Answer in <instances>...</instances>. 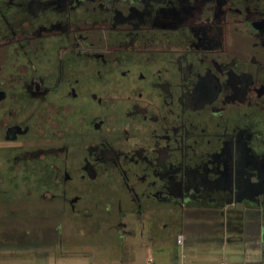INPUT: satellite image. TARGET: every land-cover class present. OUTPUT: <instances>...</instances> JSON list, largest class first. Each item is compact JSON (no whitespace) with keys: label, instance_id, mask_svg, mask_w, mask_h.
<instances>
[{"label":"flooded vegetation","instance_id":"1","mask_svg":"<svg viewBox=\"0 0 264 264\" xmlns=\"http://www.w3.org/2000/svg\"><path fill=\"white\" fill-rule=\"evenodd\" d=\"M56 211L263 237L264 0H0V222Z\"/></svg>","mask_w":264,"mask_h":264},{"label":"rangeland","instance_id":"2","mask_svg":"<svg viewBox=\"0 0 264 264\" xmlns=\"http://www.w3.org/2000/svg\"><path fill=\"white\" fill-rule=\"evenodd\" d=\"M96 230L99 233L101 228L96 227ZM181 236L183 237L182 244H184L181 245L183 248H186H184L183 251V248L181 247L182 253H185L186 250L189 252L191 250L198 255L210 251L212 254L210 257L203 258L199 256L198 261L201 263L210 261L208 264H218L222 259L236 264L252 262V256H249V252L240 244L233 245L227 242L223 247L219 245L218 249L214 248V246L202 248L192 245L195 248L192 249L185 246L184 235ZM101 243L102 242H100V245H96L85 240L78 242L72 241L63 244L62 247H54L55 244L39 245L38 243H35L33 245V243H23L24 247L19 248L18 250L14 249L16 247L1 250L0 264H126L128 262L135 263V260L141 253L147 252L146 250L135 252L133 249L129 251L126 248H123L122 250L115 245L110 246L109 244ZM32 246H36V248ZM157 249L153 250L154 254L158 253ZM197 249H199V251ZM216 256L219 257L216 263L214 262V258L212 260L208 259ZM188 263L192 264L190 259L186 262V264Z\"/></svg>","mask_w":264,"mask_h":264},{"label":"trees","instance_id":"3","mask_svg":"<svg viewBox=\"0 0 264 264\" xmlns=\"http://www.w3.org/2000/svg\"><path fill=\"white\" fill-rule=\"evenodd\" d=\"M33 209L36 210V205H33ZM58 214V211L51 213L54 216L49 221L37 220L34 217L32 221L22 219L0 222V245L6 244L9 248H23V243H33V245L38 243L39 245L55 244L54 247H62L63 244L68 242L85 240L96 245H100V242L110 246L115 245L122 250L129 247L126 243L122 244L123 238H120V234L113 224L112 226L105 224L108 218L105 212L84 223H75V216L70 215L66 217L67 219H64L60 215L57 217ZM96 227L101 228L99 233ZM32 247L36 248V246ZM262 256V264H264V246Z\"/></svg>","mask_w":264,"mask_h":264},{"label":"crops","instance_id":"4","mask_svg":"<svg viewBox=\"0 0 264 264\" xmlns=\"http://www.w3.org/2000/svg\"><path fill=\"white\" fill-rule=\"evenodd\" d=\"M181 219L182 218L180 217L179 214H177L176 217L174 216V223L176 225L172 228H163L161 233H155V235H153L155 240L151 243H148L147 238L144 237V240L141 243L138 242L137 248L134 247L133 251L138 252V251L146 250L147 252L141 253L138 256V258L135 260V263L128 262L126 264H184V263L186 264V262L189 259L192 262V264L210 263V261H207L205 263H201L200 261H198L199 256L203 258L212 256L210 251H208V253L203 252L202 254H198V255L197 253L191 250L190 252L186 250L185 253H182V248H183L182 245L184 244L182 245L178 244L177 235L179 234L184 235L185 246L192 248V249H195L193 246H198L202 248L208 247V246H214V248L218 249V246L221 245L223 238L214 237L210 233H208L209 235L205 233L201 226L202 221L198 218H194L193 216H191V217L184 218L183 220ZM181 222L182 224L187 225V228H185L184 230H181V227H178L180 226ZM260 236H262V234L260 235L259 233L256 235L252 230V233L244 234L243 237L242 236L239 237V242L236 243V245L240 244L241 246H243L249 252V256H252V262H247L244 264H262L263 263L262 255H263V246H264V235L261 238ZM184 248H183V251H184ZM126 249L129 251L132 250L129 247ZM155 249H157L158 251L157 254L153 253V250ZM197 250L199 251V249ZM213 258H214V262L216 263L219 257L216 256V257H212L208 259L212 260ZM149 259H151L150 262L148 261ZM228 263L236 264L231 261H228Z\"/></svg>","mask_w":264,"mask_h":264},{"label":"built area","instance_id":"5","mask_svg":"<svg viewBox=\"0 0 264 264\" xmlns=\"http://www.w3.org/2000/svg\"><path fill=\"white\" fill-rule=\"evenodd\" d=\"M182 239H183V237L181 235H178L177 236V242H178V244H182V241H183ZM148 261L150 262L151 259H149ZM219 264H230V263H228L227 261L222 260V261L219 262Z\"/></svg>","mask_w":264,"mask_h":264}]
</instances>
